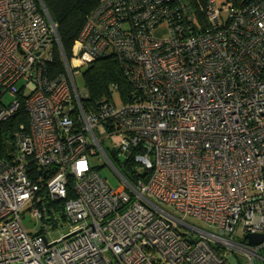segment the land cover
Returning a JSON list of instances; mask_svg holds the SVG:
<instances>
[{
	"label": "built area",
	"instance_id": "1",
	"mask_svg": "<svg viewBox=\"0 0 264 264\" xmlns=\"http://www.w3.org/2000/svg\"><path fill=\"white\" fill-rule=\"evenodd\" d=\"M37 1L0 0V127L28 116L0 154V264H264V239H247L264 236V0H209L205 29L182 0H101L56 74ZM110 54L133 87L121 106L117 85L91 99L76 81ZM55 211L72 227L50 241Z\"/></svg>",
	"mask_w": 264,
	"mask_h": 264
},
{
	"label": "trees",
	"instance_id": "2",
	"mask_svg": "<svg viewBox=\"0 0 264 264\" xmlns=\"http://www.w3.org/2000/svg\"><path fill=\"white\" fill-rule=\"evenodd\" d=\"M101 0H42L51 19L56 25V30L59 36L60 45L54 42L53 46V61L49 64V72L60 73L63 71L62 53L67 57L70 56L74 43L78 38L88 16ZM188 7V12L191 15L190 22L206 28L207 6L209 0H182ZM233 1L236 0H228ZM247 1V0H246ZM245 1V2H246ZM37 4L38 1L36 0ZM235 2L234 4H236ZM39 6V4H38ZM196 25V26H197ZM85 87L91 99L105 98L110 96L112 84L117 85V90L122 94L124 101H128L133 90L132 85L128 81L123 66L119 59L114 55L102 57L91 67L83 72ZM105 96V97H104ZM20 124L28 125V116L23 108L17 113V116L5 122L0 127V154L6 157L8 151L14 146L13 133L19 128ZM132 164L126 163L125 174L135 179V173ZM99 168V166L97 167ZM63 202L58 204L57 209H61ZM239 260V258H238ZM240 263V261H239Z\"/></svg>",
	"mask_w": 264,
	"mask_h": 264
},
{
	"label": "rangeland",
	"instance_id": "3",
	"mask_svg": "<svg viewBox=\"0 0 264 264\" xmlns=\"http://www.w3.org/2000/svg\"><path fill=\"white\" fill-rule=\"evenodd\" d=\"M224 2L225 0H215V4L217 6H221ZM83 72L81 73L80 71L76 74V81H77L78 86L80 87L85 86ZM113 99L115 100L118 106H121L122 104H124V98L122 94L117 90L113 91ZM120 139H121L120 136H115L112 139L108 137L105 139V143L103 145L107 149L108 143L113 146L114 143L118 144ZM92 159H93L94 165L97 167L99 166L98 170L101 176L107 180L108 184L111 187L116 188L120 186L121 181L117 178L115 169L111 166V164L108 162V160L106 159L104 155H102V159H98L97 156L93 157ZM163 208L167 212L173 214L175 217L182 218V215L177 213L173 208H170L167 205L166 206L163 205ZM184 220L191 225H195L200 228L212 230L211 228L208 227L207 223L198 221L195 218L189 217V218H185ZM22 221H23L24 226L29 230V232L34 233V234L37 233L39 230H41L44 226V221L40 220L37 217L32 216V213L29 210H26L24 212ZM71 227L72 226L69 220L63 217L62 212L55 211L54 224L50 225L48 227L49 229L48 232L45 231V233L50 241H54V240H57L58 238H61L65 234H67L70 231ZM182 229L184 230V228ZM239 261L240 263L237 262L236 264H247L244 258L239 257Z\"/></svg>",
	"mask_w": 264,
	"mask_h": 264
},
{
	"label": "water",
	"instance_id": "4",
	"mask_svg": "<svg viewBox=\"0 0 264 264\" xmlns=\"http://www.w3.org/2000/svg\"><path fill=\"white\" fill-rule=\"evenodd\" d=\"M45 207H48V205H45ZM50 222L53 220V217H50ZM247 239L249 240L250 245H257L261 243L264 239V236L262 234H248Z\"/></svg>",
	"mask_w": 264,
	"mask_h": 264
},
{
	"label": "snow or ice",
	"instance_id": "5",
	"mask_svg": "<svg viewBox=\"0 0 264 264\" xmlns=\"http://www.w3.org/2000/svg\"><path fill=\"white\" fill-rule=\"evenodd\" d=\"M80 167L83 168V165H81Z\"/></svg>",
	"mask_w": 264,
	"mask_h": 264
},
{
	"label": "bare ground",
	"instance_id": "6",
	"mask_svg": "<svg viewBox=\"0 0 264 264\" xmlns=\"http://www.w3.org/2000/svg\"><path fill=\"white\" fill-rule=\"evenodd\" d=\"M53 21V20H52ZM54 23V22H53ZM55 24V23H54Z\"/></svg>",
	"mask_w": 264,
	"mask_h": 264
}]
</instances>
